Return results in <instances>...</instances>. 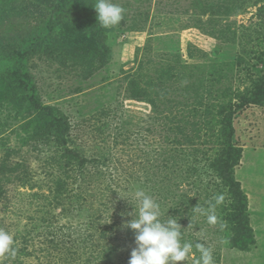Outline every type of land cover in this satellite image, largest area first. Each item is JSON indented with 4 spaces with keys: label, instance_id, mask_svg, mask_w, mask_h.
I'll use <instances>...</instances> for the list:
<instances>
[{
    "label": "rangeland",
    "instance_id": "1",
    "mask_svg": "<svg viewBox=\"0 0 264 264\" xmlns=\"http://www.w3.org/2000/svg\"><path fill=\"white\" fill-rule=\"evenodd\" d=\"M112 2L124 18L106 29L96 0H0V229L25 247L14 264H128L136 245L124 239L125 210L138 211L130 193L148 194L147 177L158 179L152 172L162 164L197 168L203 183L213 178L205 168L218 149L220 106L264 80V0ZM56 3L64 9L55 14ZM20 72L33 90L17 87ZM30 96L53 111L27 108ZM231 121L232 144L242 149L234 177L247 197L254 246L220 245L214 264H264V100L232 108ZM37 133L52 138L45 144ZM62 133L57 144L90 162L67 180L58 171L78 166L53 143ZM93 171L99 178L89 177ZM57 182L68 192L60 199L50 192ZM193 189L172 190L183 203L198 200ZM173 207L169 200L161 208L162 220L177 217L185 239L219 248L214 225L206 229L198 213L174 215ZM195 261L190 255L184 264Z\"/></svg>",
    "mask_w": 264,
    "mask_h": 264
},
{
    "label": "trees",
    "instance_id": "2",
    "mask_svg": "<svg viewBox=\"0 0 264 264\" xmlns=\"http://www.w3.org/2000/svg\"><path fill=\"white\" fill-rule=\"evenodd\" d=\"M54 11L55 14L58 11H63L64 7L63 4L56 3L54 5L50 6ZM59 23L54 22L53 27L58 25ZM73 27V23H72ZM93 29H96L93 33L96 34L98 37V42L101 46L105 48L104 46V37L101 35V28L98 26H94ZM54 30V28H53ZM98 30V31H97ZM35 47L39 46L41 42L35 43ZM35 50V49H33ZM131 79L134 81L136 78L131 77ZM17 87H20L21 90L26 91L27 88H31L33 90V84L31 83V77L27 72L19 73L17 74ZM261 84L256 85L254 88V91L249 96H242L239 97L238 103L233 104L230 102L227 106H220V112L219 114H223L221 121H219V125L221 127V131L219 133V136L217 138L219 144L218 149L215 150V157L213 161H210L207 168H205V172L207 171L209 174L213 176V178L209 179L207 182H202L201 174L197 172V168L194 169L192 167L189 168H180L177 167V165H173L170 168V171H168V165L162 164L156 168L155 171L152 172L155 177H158V179L152 180L150 177H147L149 180L146 186V189L148 190V195L153 197L161 206V208L167 206V203L169 200L172 201V207L173 211L172 213L174 215H181L182 213H188L189 217H194L197 215L196 212H194V208L199 204L202 207H207L208 202H215L214 197L217 195H223L225 197L224 201L217 206L216 208V214L219 217L221 221L226 222L227 227L221 228L220 224L214 225L217 229L213 231L214 234L218 237L219 248L217 247L216 250L214 249L213 252V258L214 263L218 262L220 258V245L226 246L230 249H235L240 252H247L250 250V247L254 246V236L252 228L249 225V218H248V201L246 195L243 193L240 183L235 180L234 177V168L239 165L241 155H242V149L232 144V137L234 135V129L232 127V108L233 110H243L244 108L255 105L260 103L262 100H264V80L260 81ZM33 96V95H32ZM27 108H32L36 111L42 112V114H48L51 113L53 110L51 107H45L41 105L40 102L35 100V97H28L26 101ZM48 117V116H45ZM62 121H57L58 127L57 129H61ZM49 124H53V122L49 121ZM64 126V125H63ZM67 132V131H66ZM34 134V133H33ZM55 138V141L53 142L54 145L57 144V142L60 139H64L65 133H62V135L56 134L53 135ZM37 137L45 144H48L50 139L52 138L51 133H37ZM58 148L63 150V159L70 162L74 161L77 162V167H72V163L65 164L62 168V170L58 171L59 176H65L66 180L69 177L68 173L70 171H74L75 173H79V171H82L81 168L87 166L88 163H90L85 157L80 158L78 155V152L65 150L64 148H61L59 144L56 145ZM60 153V152H59ZM207 153H203L202 155H206ZM167 161V160H166ZM69 168V171H65V169ZM174 168L173 170H171ZM6 169H3L1 174H4V171ZM85 171H82L81 174H84ZM155 172V174H154ZM9 173V172H8ZM148 174V173H147ZM206 174V173H205ZM13 175V174H12ZM207 175V174H206ZM100 176L99 171H93V173L89 176L90 178ZM171 177V178H170ZM173 177V178H172ZM215 180V181H214ZM214 181V182H212ZM185 184L186 186L190 188H194V196L198 200L189 199L186 202L182 203V198L180 195H175L174 191L172 189H178L180 185ZM205 184V185H204ZM1 186V183H0ZM2 188V187H1ZM0 188V196H2L3 192ZM50 192L57 195V199H60V197H64L68 195L66 184L63 182H57L55 186L50 188ZM80 195V193H79ZM78 195V196H79ZM184 198V196H182ZM75 198L79 199V197ZM178 199V201H177ZM82 201V198H80ZM132 207L130 210H125V216L126 223L130 221L132 218H135V215H130L132 213ZM196 214V215H195ZM198 216H202L203 225L204 227L210 228L209 224L207 223V219L205 216L198 214ZM181 222H183L181 220ZM47 223V228L51 227V224L49 221L44 220L43 224ZM116 224V223H115ZM182 232V231H181ZM135 241V234L128 228H126L125 231V237L124 239ZM24 242V241H23ZM183 242H191V239H185L182 234V243ZM54 241L49 240V244L53 247L52 249H57L59 245L53 244ZM135 243V242H134ZM193 244L195 243H203L202 241H192ZM204 244V243H203ZM206 246V244H204ZM15 249L14 255H9L6 258H4V261L1 262V264H8L10 262L17 263L18 259L22 254H24V249H18V245H13ZM208 247V246H206ZM115 250V248L113 249ZM195 251V249H194ZM199 253L196 252L194 255L197 259ZM12 262V264H14ZM217 264V263H216Z\"/></svg>",
    "mask_w": 264,
    "mask_h": 264
},
{
    "label": "clouds",
    "instance_id": "3",
    "mask_svg": "<svg viewBox=\"0 0 264 264\" xmlns=\"http://www.w3.org/2000/svg\"><path fill=\"white\" fill-rule=\"evenodd\" d=\"M94 10L97 21L104 28L118 25L124 18L125 9L112 0H96ZM132 199L138 203L135 218L127 222L126 226L135 234V248L130 253L128 264H184L190 255L199 253L195 264H214L213 249L203 243L183 242L181 226L177 217L161 219L160 204L148 195L143 189H135L130 193ZM225 197L217 195L214 203L209 201L208 206L199 204L194 212L203 215L209 225L220 224L226 228L227 224L221 221L216 214V208ZM133 216V213H130ZM14 236L0 229V258L15 254ZM195 249V251H194Z\"/></svg>",
    "mask_w": 264,
    "mask_h": 264
}]
</instances>
